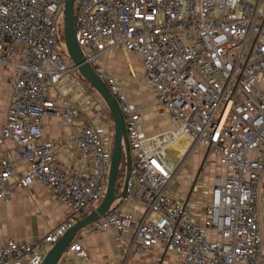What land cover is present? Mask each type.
Returning <instances> with one entry per match:
<instances>
[{
    "label": "built area",
    "instance_id": "1",
    "mask_svg": "<svg viewBox=\"0 0 264 264\" xmlns=\"http://www.w3.org/2000/svg\"><path fill=\"white\" fill-rule=\"evenodd\" d=\"M65 1L0 0V63L14 70L0 136V205L39 182L68 211L40 241H0V264H41L107 187L114 121L60 54ZM75 37L119 104L131 164L124 196L63 258L88 261L81 240L112 227L126 259L160 247L178 264H264V0H79ZM118 48L141 57L155 109L171 120L165 142L154 136L159 147L150 146L139 105L107 68ZM52 116L74 132L47 137L43 123ZM198 148L223 168L204 203L194 191L183 197L171 189ZM130 201L143 207L139 215Z\"/></svg>",
    "mask_w": 264,
    "mask_h": 264
},
{
    "label": "crops",
    "instance_id": "2",
    "mask_svg": "<svg viewBox=\"0 0 264 264\" xmlns=\"http://www.w3.org/2000/svg\"><path fill=\"white\" fill-rule=\"evenodd\" d=\"M127 55L124 59L119 58L118 54L112 58L110 67L113 68V72L111 73L124 84L129 98L134 99L139 105L145 132L151 137L161 129L170 128L172 123L168 116H159L154 104L141 100L144 96L142 97L143 92L137 83H140V80L143 81L142 60L137 54ZM116 67L119 72L115 70ZM13 74V69H7L0 63V136L10 95V78ZM149 93L150 99L155 100L151 92ZM78 100L81 106L87 104L86 96ZM81 123L82 118H76L75 125ZM43 130L47 137L57 138L71 134L75 129L64 126L60 117L52 116L44 120ZM10 146L8 142L3 144V147ZM201 155L202 152H198V156ZM14 161L19 171L25 169L24 160L14 157ZM128 210L139 215L143 207L135 201H130ZM67 216L66 207L51 195L44 184L35 182L29 188H18L9 201L0 205V241L12 237L28 242L40 241ZM118 235V231L112 227L102 232L92 233L81 240V244L89 253L88 261L67 255L59 264H178L177 255L164 252L160 247L154 248L147 256H133L132 259L130 257L126 259L123 246L117 240Z\"/></svg>",
    "mask_w": 264,
    "mask_h": 264
},
{
    "label": "water",
    "instance_id": "3",
    "mask_svg": "<svg viewBox=\"0 0 264 264\" xmlns=\"http://www.w3.org/2000/svg\"><path fill=\"white\" fill-rule=\"evenodd\" d=\"M77 0H66L64 4V45L65 49L75 67L90 85L101 96L103 101L109 107L114 121V141L113 151L110 163V170L107 179L105 194L100 203L92 209L84 218L77 220L63 236L49 249L43 258L41 264H59L65 252L77 236L78 232L84 227L97 220L100 216L106 214L112 204L122 198L125 194V184L129 176L131 155L126 137V128L123 115L119 104L105 83L97 76L91 66L86 62L85 57L78 45L75 37V6ZM125 157L126 174L123 189L116 193L117 178Z\"/></svg>",
    "mask_w": 264,
    "mask_h": 264
},
{
    "label": "rangeland",
    "instance_id": "4",
    "mask_svg": "<svg viewBox=\"0 0 264 264\" xmlns=\"http://www.w3.org/2000/svg\"><path fill=\"white\" fill-rule=\"evenodd\" d=\"M79 0H77L78 2ZM64 23V20H63ZM64 26V25H63ZM119 55V58L124 59L127 54H130L129 52H126L122 48H118L117 50L111 52L109 55H107L106 58V64L107 68L109 69L110 72H113V68L110 67V62L112 58L115 55ZM128 56V55H127ZM69 64H72L71 60H67ZM113 65V64H112ZM140 65V64H139ZM118 72L119 69L116 67ZM122 72V71H121ZM124 80V79H123ZM138 86L140 85V89L143 92V95L141 100H146L149 101L151 104H156L155 100L150 99V89H148L145 86L144 81L140 80V83H137ZM86 88V92L88 95L92 96L93 98L97 99L98 101H101V103H105L101 96L95 92L94 90L91 89L89 85L84 84ZM134 100V99H133ZM159 116H166V115H159ZM170 128L166 129H161L158 131L156 136L159 137L162 142H165L166 138L169 136L168 132L170 131ZM155 136V135H154ZM154 136H151L150 138V146L155 145L156 147L161 146L162 144L160 143V140ZM202 152V157L198 156V152ZM206 159V153L203 151V149L198 148L194 154H192L186 162L183 164L182 169L180 172L175 176L171 189L174 190L176 193H178L181 196H187L190 193H193L194 191V196L197 198L201 199L204 202H208L211 198V190H212V185L213 181L216 176H220L222 174L223 168L221 165L216 164L215 160H209L205 161ZM124 173L126 174V162H125V157H123V162L121 165V169L119 171V175L117 178V188L122 189L124 186L125 182V176ZM194 185H196L197 190L194 189ZM174 187V188H173ZM211 188V189H210ZM209 194V195H208ZM263 203H264V196H263ZM264 206V205H263ZM92 209L88 211L90 213ZM131 259L133 258L130 257Z\"/></svg>",
    "mask_w": 264,
    "mask_h": 264
},
{
    "label": "trees",
    "instance_id": "5",
    "mask_svg": "<svg viewBox=\"0 0 264 264\" xmlns=\"http://www.w3.org/2000/svg\"><path fill=\"white\" fill-rule=\"evenodd\" d=\"M63 25H64V23H63V16H62L60 26H59V34L57 36V40L59 42V51H60L61 56H63L66 60H71L66 49H65V45H64V26ZM71 62H72V60H71ZM77 72H78L80 78L85 82V84L89 85L91 87V89L96 92V90L90 85V83L82 76L80 71H77ZM124 176H125V173H124ZM120 191L121 190L116 187V193L118 194V193H120Z\"/></svg>",
    "mask_w": 264,
    "mask_h": 264
}]
</instances>
